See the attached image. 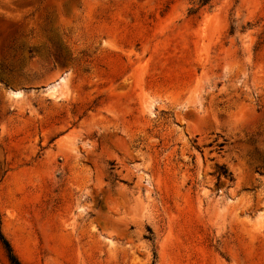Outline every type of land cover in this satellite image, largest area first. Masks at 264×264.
Wrapping results in <instances>:
<instances>
[{
  "label": "rangeland",
  "instance_id": "obj_1",
  "mask_svg": "<svg viewBox=\"0 0 264 264\" xmlns=\"http://www.w3.org/2000/svg\"><path fill=\"white\" fill-rule=\"evenodd\" d=\"M0 229L21 264H264V0H0Z\"/></svg>",
  "mask_w": 264,
  "mask_h": 264
},
{
  "label": "trees",
  "instance_id": "obj_2",
  "mask_svg": "<svg viewBox=\"0 0 264 264\" xmlns=\"http://www.w3.org/2000/svg\"><path fill=\"white\" fill-rule=\"evenodd\" d=\"M198 1L202 5V4H205L206 2H208L209 0H198ZM220 173H222L224 175H229V172L227 171V169L223 168V167H220ZM0 241H1V243L5 249L8 264H21V262L19 261V259L15 255L9 240L1 232V229H0Z\"/></svg>",
  "mask_w": 264,
  "mask_h": 264
}]
</instances>
